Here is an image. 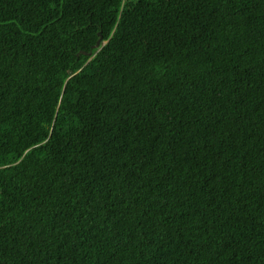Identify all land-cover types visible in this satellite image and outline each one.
<instances>
[{"label":"trees","instance_id":"trees-1","mask_svg":"<svg viewBox=\"0 0 264 264\" xmlns=\"http://www.w3.org/2000/svg\"><path fill=\"white\" fill-rule=\"evenodd\" d=\"M0 264H264V0H0Z\"/></svg>","mask_w":264,"mask_h":264},{"label":"water","instance_id":"water-1","mask_svg":"<svg viewBox=\"0 0 264 264\" xmlns=\"http://www.w3.org/2000/svg\"><path fill=\"white\" fill-rule=\"evenodd\" d=\"M98 43H99V40H97V41H96V43H95V46H97V45H98Z\"/></svg>","mask_w":264,"mask_h":264}]
</instances>
